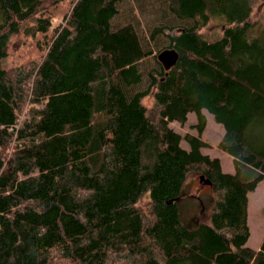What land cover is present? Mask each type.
<instances>
[{
  "label": "trees",
  "instance_id": "16d2710c",
  "mask_svg": "<svg viewBox=\"0 0 264 264\" xmlns=\"http://www.w3.org/2000/svg\"><path fill=\"white\" fill-rule=\"evenodd\" d=\"M130 1L0 0V264H264V241L246 246L264 179V0H158L179 23L150 30L159 51L114 26ZM203 110L234 174L202 153ZM190 113L197 135L170 126ZM192 174L213 196L211 223L188 228Z\"/></svg>",
  "mask_w": 264,
  "mask_h": 264
},
{
  "label": "rangeland",
  "instance_id": "374dc122",
  "mask_svg": "<svg viewBox=\"0 0 264 264\" xmlns=\"http://www.w3.org/2000/svg\"><path fill=\"white\" fill-rule=\"evenodd\" d=\"M255 10L259 7L258 0H252ZM120 13L113 20L115 27L123 26L129 22H133L141 37L142 43L146 49H153L159 51L165 46L166 38L158 37L155 41L150 43V30L158 25H173L179 24L175 21L164 3L158 0H135L125 2L119 7ZM140 21L137 22V20ZM54 26L62 23V17L59 16L53 20ZM187 22H184V24ZM223 22L215 18L213 22L204 30L208 37H216L221 33ZM8 59L7 64H11L12 60ZM18 59V57H17ZM156 67V62L153 58L146 60L141 66V70L146 76L150 68ZM144 84L136 86L130 90L131 93L142 90ZM151 106L153 99L147 98L144 101ZM206 119V127L202 133V140L206 146L202 148V153L209 155L211 158H217L221 162L222 170L227 174H234L236 172L233 158L218 148V143L224 135V128L217 123L213 114L207 110L202 111ZM198 123V116L196 113H190L185 125L173 122L170 126L181 135L191 134L197 135L198 131L192 126ZM254 134V133H253ZM182 146L189 148L185 140L182 141ZM244 174L250 176L252 173L249 168L244 169ZM182 202L180 201V219L182 223L188 228L196 226L200 222L211 223V210L209 209V201L213 196L211 187L200 181L197 174H192L187 181L183 191ZM248 226L250 229V237L246 246L254 250H258L264 241V179L258 184L255 191L248 195Z\"/></svg>",
  "mask_w": 264,
  "mask_h": 264
}]
</instances>
